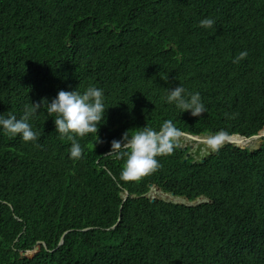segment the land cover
<instances>
[{"label": "trees", "instance_id": "16d2710c", "mask_svg": "<svg viewBox=\"0 0 264 264\" xmlns=\"http://www.w3.org/2000/svg\"><path fill=\"white\" fill-rule=\"evenodd\" d=\"M90 85L106 113L99 141L77 137L78 160L45 107L29 121L40 147L0 127V264H264V138L199 159L177 142L136 181L108 155L126 131L165 120L199 137L263 132L264 0H0V115ZM179 85L204 114L167 102ZM151 187L204 203L151 202Z\"/></svg>", "mask_w": 264, "mask_h": 264}, {"label": "clouds", "instance_id": "9594fccd", "mask_svg": "<svg viewBox=\"0 0 264 264\" xmlns=\"http://www.w3.org/2000/svg\"><path fill=\"white\" fill-rule=\"evenodd\" d=\"M215 23L216 21L211 17L204 18L200 21V27L211 29ZM247 56L248 52L242 51L234 58L233 63H239ZM166 99L168 103H174L183 112H190L193 117H200L206 112V107L202 103L200 94L198 92L195 94L188 93L180 85L174 89H167ZM42 107L47 109L48 115L56 114L54 120L56 132L59 133V139L64 140L67 138V140L71 141L69 149L71 158L78 160L84 152L81 144L77 141V137H84L86 134L94 133L99 141V126L101 125L100 122L104 121L106 113L103 89L90 85L83 93L78 91V89L75 91L61 90L51 102L45 98L39 103L26 105L24 115L19 119L11 112H8L7 116L4 114L0 115V127L3 128L6 135L16 136L19 134L24 142H32L36 147H40L37 141L41 138V133L34 130L29 121L39 113ZM129 132L126 131L120 140L111 142V151L108 154L115 155L118 159L126 157L121 171V179L124 181H136L145 175L156 172L161 167L157 157L171 155L177 146L179 138L186 134L182 133L171 120H165L159 131L145 126L135 129L131 135H129ZM227 135L222 130L211 137H198L200 139H208L207 144L212 149L218 150L226 140ZM151 190L149 197L150 195L163 194L160 191L158 194H154V190ZM164 196L175 199L172 196ZM150 198L151 200H156L155 196ZM182 201L184 203V200ZM166 202L181 203L174 200ZM197 203H189L187 201L188 206H184L196 207L191 205ZM116 227L115 225L113 229Z\"/></svg>", "mask_w": 264, "mask_h": 264}, {"label": "rangeland", "instance_id": "374dc122", "mask_svg": "<svg viewBox=\"0 0 264 264\" xmlns=\"http://www.w3.org/2000/svg\"><path fill=\"white\" fill-rule=\"evenodd\" d=\"M178 144H180V146H182L183 149H186V147H190V154L197 157L196 159H199L201 157H203L205 154H207L208 152H210L212 149L207 143L205 142H199V141H193L192 139H190L188 136L184 135L181 136L178 140ZM224 144H232L239 147V145L235 142H226L224 141ZM262 144V139L258 138V139H252L251 141H249L245 146H240L242 148H249V149H258L260 148ZM221 145V146H222ZM220 146V147H221ZM155 196L156 199L159 200H163V201H178V199H172V198H168L166 196H164L163 194L160 195H150V197ZM179 202L183 203L182 200H180ZM40 250H33V252H28L26 254V260L28 262H36L37 258L40 256Z\"/></svg>", "mask_w": 264, "mask_h": 264}, {"label": "water", "instance_id": "95a60500", "mask_svg": "<svg viewBox=\"0 0 264 264\" xmlns=\"http://www.w3.org/2000/svg\"><path fill=\"white\" fill-rule=\"evenodd\" d=\"M184 135H186V134H184ZM184 135H182V136H184ZM186 136H188L190 139H192L193 141H199V137L198 136H193V135H186ZM231 137H237V138H239V139H241V140H243V141H251L252 139H258V138H261V139H263L264 138V131L260 134V135H258V136H254V137H251V138H244V137H240V136H231ZM227 138H230V137H227ZM247 142V143H248ZM235 146V145H234ZM236 147H238V146H236ZM239 148H242V147H240L239 146ZM151 189H153L154 190V194H158L159 193V190L157 189V188H154V187H151ZM129 197V194L126 192L125 193V199H127ZM152 202L154 201V200H151ZM203 202H198L197 204H195V205H191V206H198V205H201ZM177 204H183V205H186V206H188L187 205V201L186 200H184V203H177ZM63 244V239L61 240V242H60V246ZM44 247L46 248V245L44 244ZM34 250H39V247H36ZM30 252H33V250H30ZM43 253V252H42ZM36 263V262H35Z\"/></svg>", "mask_w": 264, "mask_h": 264}, {"label": "bare ground", "instance_id": "6f19581e", "mask_svg": "<svg viewBox=\"0 0 264 264\" xmlns=\"http://www.w3.org/2000/svg\"><path fill=\"white\" fill-rule=\"evenodd\" d=\"M236 137H230V138H226V142H235V143H237L239 146H245L246 144H247V142L248 141H243V140H241V139H239V138H237L236 140ZM207 140L208 139H199V142H205V143H207ZM178 201H180L179 199H178Z\"/></svg>", "mask_w": 264, "mask_h": 264}]
</instances>
